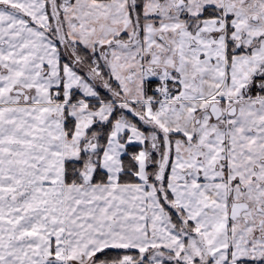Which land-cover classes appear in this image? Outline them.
Listing matches in <instances>:
<instances>
[{
    "label": "snow or ice",
    "instance_id": "snow-or-ice-1",
    "mask_svg": "<svg viewBox=\"0 0 264 264\" xmlns=\"http://www.w3.org/2000/svg\"><path fill=\"white\" fill-rule=\"evenodd\" d=\"M0 264H264V0H0Z\"/></svg>",
    "mask_w": 264,
    "mask_h": 264
}]
</instances>
